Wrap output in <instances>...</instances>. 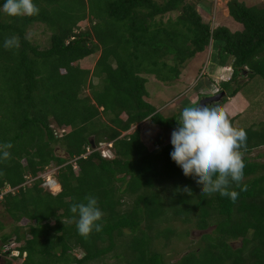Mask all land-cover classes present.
<instances>
[{"label": "trees", "instance_id": "trees-1", "mask_svg": "<svg viewBox=\"0 0 264 264\" xmlns=\"http://www.w3.org/2000/svg\"><path fill=\"white\" fill-rule=\"evenodd\" d=\"M202 1L35 0V16L0 11V144L13 145L0 162V232L7 215L15 227L3 246L16 244L6 264H264V163L250 157L264 148V120L229 119L247 133L240 149L247 190L233 184L235 202L202 193L172 161L171 143L151 150L142 137V123L173 131L181 113L166 116L151 103L148 78L178 83L211 46L218 60L233 58L224 102L253 77L264 79V7L230 0V16L243 25L234 32L213 29ZM36 25L50 33L45 46L30 38ZM13 35L20 47L4 49ZM97 54L92 69L87 62ZM246 74L249 81L234 87ZM92 139L113 143L114 158L88 154ZM51 169L57 193L44 186ZM89 195L103 229L83 237L70 209ZM193 230L203 233L198 241H190ZM184 241L188 250L173 262L168 251Z\"/></svg>", "mask_w": 264, "mask_h": 264}, {"label": "clouds", "instance_id": "clouds-1", "mask_svg": "<svg viewBox=\"0 0 264 264\" xmlns=\"http://www.w3.org/2000/svg\"><path fill=\"white\" fill-rule=\"evenodd\" d=\"M211 1L218 6L215 0ZM0 11L9 17H30L38 15L40 9L35 0H4ZM2 46L6 50L18 49L20 40L13 35L6 38ZM210 49H213L212 46ZM228 67V65L223 66V70L230 69ZM230 71L232 69L228 72ZM205 74L206 72L200 79ZM216 91L217 89L212 96L204 91L199 93L205 98L222 93L220 90ZM246 140V131L234 127L219 104L208 106L203 103H190L181 111L177 118V127L171 133L170 143L173 150L170 152V157L182 169L185 176H191L200 183L202 193L208 195L218 193L235 202L240 192L234 190L232 185L235 184L240 191L247 190L241 183L246 164L240 151ZM110 144L112 147H109ZM103 145L106 146L103 149L111 152L110 158L103 157L101 150H98ZM12 147L11 143L0 144V162L10 158L9 149ZM93 152H100L104 159H113V143H103L95 149L89 148L88 154ZM49 171L55 172L52 169ZM45 178L47 180V177ZM58 187L60 190V185ZM70 210L74 216H78L76 226L81 236L87 237L93 231H102L103 212L95 196L89 195L85 197V202L73 203Z\"/></svg>", "mask_w": 264, "mask_h": 264}, {"label": "rangeland", "instance_id": "rangeland-1", "mask_svg": "<svg viewBox=\"0 0 264 264\" xmlns=\"http://www.w3.org/2000/svg\"><path fill=\"white\" fill-rule=\"evenodd\" d=\"M162 3L163 0H155ZM230 0H219L218 6L211 0H203L200 5V12L204 19L211 23L213 28L227 27L234 32L243 31V25L234 21L230 16L227 3ZM246 3L248 6L264 7V0H240ZM167 17H176V14L168 15ZM89 27V23L86 21L82 25V28ZM50 36L49 31L43 25H36L33 30L30 31V38L39 45H46ZM100 54H97L89 59L87 62L88 67L94 68L98 61ZM217 48L208 49L207 52L200 53L186 64V68L182 71V77L178 83L172 85H166L158 81L155 77H149L147 89L151 95L150 101L158 109H160L166 116H173L179 114L184 107L190 103H199L204 96L199 92L204 91L209 93L210 96L214 95L215 90H221V84L230 80L232 71L233 58L226 56L224 60H218ZM228 65L230 69H224L223 66ZM206 72L202 79L201 75ZM249 81V75H245L244 78H240L237 85L245 84ZM88 93V90H87ZM227 98V97H226ZM225 98V99H226ZM220 107L223 108L229 119L235 118L241 114L240 119L242 123L251 124L254 121L264 120V79L259 76H255L251 79L249 84L242 87L240 93L235 98H228L226 102L221 101ZM248 121V123H247ZM243 125V124H242ZM246 126V125H245ZM137 126L124 135L131 134L135 131ZM142 137L145 144L154 150L158 148V145L170 144L172 131L163 130L159 126L154 125L151 121H146L140 126ZM158 144V145H157ZM59 156L65 158L63 152H58ZM250 157L254 160L264 163V148L255 150ZM68 159V157H66ZM55 172L49 171L45 177L53 178ZM49 178V179H51ZM59 188L52 187L53 191H57ZM5 230L0 232V259L1 264H6V259L3 257V236L5 234H11L15 224L13 220L4 215L2 217ZM203 233L193 230L190 236V241H198ZM238 245V243H236ZM190 243L184 241L177 247L172 246L168 251L172 257V261L176 262L184 253L188 250ZM23 259L14 260L13 264H22Z\"/></svg>", "mask_w": 264, "mask_h": 264}, {"label": "built area", "instance_id": "built-area-1", "mask_svg": "<svg viewBox=\"0 0 264 264\" xmlns=\"http://www.w3.org/2000/svg\"><path fill=\"white\" fill-rule=\"evenodd\" d=\"M215 1L218 2L219 0H215ZM216 92H218V90ZM105 147L106 146L103 145L101 147V149H98V150H101V153H102L103 157H105V158L109 157L110 158L111 157V152L109 150L103 149ZM109 147H112V145L110 144ZM49 178H51V177H49ZM49 178H47V181H46V183H45L44 186L47 187V188H49L53 193H57L59 191V189L57 191H53L52 190V187L57 188L59 186L58 185V182L56 181V179L54 177L51 178V179H49ZM5 195H6V193L0 194V202L3 200V198H4ZM15 248H16V244L15 243L9 244V245H4L3 246V255H5L7 253H10V252H13V249H15Z\"/></svg>", "mask_w": 264, "mask_h": 264}, {"label": "water", "instance_id": "water-1", "mask_svg": "<svg viewBox=\"0 0 264 264\" xmlns=\"http://www.w3.org/2000/svg\"><path fill=\"white\" fill-rule=\"evenodd\" d=\"M227 93L226 92H222L216 96L210 97V98H205L202 99L200 103H203L205 105H207V102H211V103H219L221 101H224V99L226 98ZM92 148H96V145L94 143V140L92 139ZM67 157V156H66ZM65 157V158H66ZM0 264H1V259H0Z\"/></svg>", "mask_w": 264, "mask_h": 264}, {"label": "flooded vegetation", "instance_id": "flooded-vegetation-1", "mask_svg": "<svg viewBox=\"0 0 264 264\" xmlns=\"http://www.w3.org/2000/svg\"><path fill=\"white\" fill-rule=\"evenodd\" d=\"M200 103V102H199ZM217 103H211V102H207V105L208 106H214V105H216Z\"/></svg>", "mask_w": 264, "mask_h": 264}]
</instances>
